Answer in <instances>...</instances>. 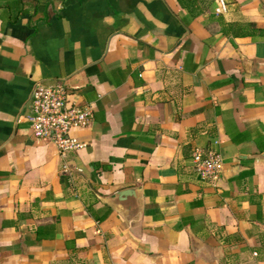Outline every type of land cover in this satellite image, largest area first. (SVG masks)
<instances>
[{"label":"crops","instance_id":"0c3cea01","mask_svg":"<svg viewBox=\"0 0 264 264\" xmlns=\"http://www.w3.org/2000/svg\"><path fill=\"white\" fill-rule=\"evenodd\" d=\"M223 1L0 0V264H264V0ZM58 81L67 159L27 120Z\"/></svg>","mask_w":264,"mask_h":264},{"label":"built area","instance_id":"2783aa9c","mask_svg":"<svg viewBox=\"0 0 264 264\" xmlns=\"http://www.w3.org/2000/svg\"><path fill=\"white\" fill-rule=\"evenodd\" d=\"M214 1L215 12H224V1ZM91 118L92 109L72 102L63 82L50 85L35 82L32 85L27 119L32 135L54 145L62 159L84 147L74 133L86 129ZM190 168L200 180L213 182L221 172L222 159L213 149L195 148L191 153Z\"/></svg>","mask_w":264,"mask_h":264},{"label":"water","instance_id":"95a60500","mask_svg":"<svg viewBox=\"0 0 264 264\" xmlns=\"http://www.w3.org/2000/svg\"><path fill=\"white\" fill-rule=\"evenodd\" d=\"M259 158L264 159V155H260Z\"/></svg>","mask_w":264,"mask_h":264}]
</instances>
